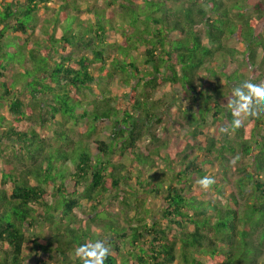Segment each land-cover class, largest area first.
I'll return each instance as SVG.
<instances>
[{
	"label": "trees",
	"instance_id": "obj_1",
	"mask_svg": "<svg viewBox=\"0 0 264 264\" xmlns=\"http://www.w3.org/2000/svg\"><path fill=\"white\" fill-rule=\"evenodd\" d=\"M102 1L0 0V264L105 238V264H264V113L219 132L231 85L264 80V0ZM165 84L187 139L165 138Z\"/></svg>",
	"mask_w": 264,
	"mask_h": 264
},
{
	"label": "clouds",
	"instance_id": "obj_2",
	"mask_svg": "<svg viewBox=\"0 0 264 264\" xmlns=\"http://www.w3.org/2000/svg\"><path fill=\"white\" fill-rule=\"evenodd\" d=\"M231 88V94L224 104L231 114V119H226L221 125L219 128L221 134H229L240 128L246 118L264 113V80L257 82L249 78L231 85ZM238 160L239 155L230 163L235 164ZM196 184L201 190L207 191L215 184V180L206 175L197 178ZM110 252L108 239L88 240L74 248L73 258L79 260L80 264H105Z\"/></svg>",
	"mask_w": 264,
	"mask_h": 264
},
{
	"label": "rangeland",
	"instance_id": "obj_3",
	"mask_svg": "<svg viewBox=\"0 0 264 264\" xmlns=\"http://www.w3.org/2000/svg\"><path fill=\"white\" fill-rule=\"evenodd\" d=\"M79 4L81 5L80 7L82 9H85L87 5L89 4H94L95 7H97V9H106L105 6H104V3L102 0H97L96 2H94L93 0H78ZM94 2V3H92ZM2 8L0 6V21L2 19ZM69 21V25H71L73 19L69 18L68 19ZM140 23V22H139ZM1 28V26H0ZM74 32H76L77 30H79V28L76 26H74ZM120 30L121 32L124 31V29H118ZM60 30L58 29L57 30V36L60 35ZM6 35H7V32H6ZM14 36L16 37H20L23 39L22 36H20L19 34H14ZM7 37H10L9 35H7ZM149 42H151L149 40ZM14 44V43H13ZM12 47H9L8 49L10 50ZM17 48L15 46H13V51H16ZM23 50L19 49V55H22L24 54V52H22ZM10 55H15L13 53H10ZM19 55H16L18 57H16L13 61H17L18 59H20ZM3 56L1 58V61H0V67L1 65H4L3 63ZM128 59H132L131 57H129ZM22 65L18 64V67L16 69V67L14 69H12L14 73H16L18 75V78H24V79H29L30 76L32 77L34 75V71L33 70H28V74L25 76V68L21 67ZM21 67V68H20ZM29 68V67H28ZM32 68V67H31ZM30 69V68H29ZM22 76V77H21ZM120 76L119 74H116L115 77L113 78L112 81H110V86L109 88L111 89V93L114 95V96H121V95H124L125 92H128V89H126L125 87L122 86V84L119 82V79ZM105 88V87H104ZM93 91L96 95H99L100 94V89L97 87V86H93ZM84 98L85 99H89L91 98V93H89L88 91H85L84 92ZM174 91L171 89L170 85L169 84H165L162 89L160 90L159 93H157L155 95V99H161L163 101H170L171 105L170 107H173V108H169V112H168V118L165 119V125H166V129L167 131L165 132V138L169 139V138H177V139H187L188 138V135L186 133V131L183 129H180L179 127H177V122H175V120L178 118L176 113H175V110H176V107H175V103H173L171 101V99H173L174 95H173ZM119 102L117 104H119L120 106L123 105L122 104V99L118 100ZM184 104V103H183ZM115 105V104H113ZM184 108V107H183ZM2 113L5 114V109L2 110ZM182 115L184 116H188V115H191V116H195L196 118H198V114H193L192 111H183L181 112ZM6 115V114H5ZM8 117V116H7ZM9 118V117H8ZM57 120H60L58 117L56 118ZM164 124V123H163ZM50 128L48 129V127L44 128V129H41L40 132L42 133V135L44 137H46L49 141H51V136H52V131L54 129H56L57 131H59L60 129L62 130L63 128L60 127V125H54L52 124V126L50 125L49 126ZM72 125L69 123L67 124L64 129H66L67 131L69 130V128H71ZM161 129V128H160ZM98 135H94L92 137V140L96 139V137L98 136L100 139H104L106 140L107 136L109 135V130L105 129V127L103 125L101 126H98ZM161 155H164V152L161 151ZM117 160V157L115 156V161ZM124 163L126 164H129V159L126 157L124 159H121ZM159 165H160V160L158 161ZM0 169H1V161H0ZM209 191V190H208ZM204 198H209V194L207 193V196H204ZM153 201H155L154 203L152 202V206H150L151 208L154 207V210L155 211H158V209L160 208V202L156 199H153ZM156 208V209H155Z\"/></svg>",
	"mask_w": 264,
	"mask_h": 264
}]
</instances>
